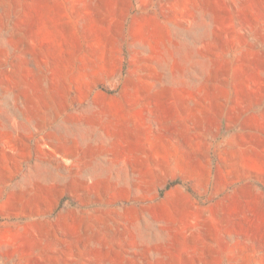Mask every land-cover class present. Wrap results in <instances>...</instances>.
I'll use <instances>...</instances> for the list:
<instances>
[{
	"label": "rangeland",
	"instance_id": "1",
	"mask_svg": "<svg viewBox=\"0 0 264 264\" xmlns=\"http://www.w3.org/2000/svg\"><path fill=\"white\" fill-rule=\"evenodd\" d=\"M118 6L0 0V264H264V147H216L264 134V0H134L124 24ZM144 46L175 52L191 102L144 105L158 147L123 159L109 187L94 145L119 107L105 97L126 67L114 56ZM66 173L26 199L21 177ZM3 186L17 188L8 208Z\"/></svg>",
	"mask_w": 264,
	"mask_h": 264
},
{
	"label": "crops",
	"instance_id": "2",
	"mask_svg": "<svg viewBox=\"0 0 264 264\" xmlns=\"http://www.w3.org/2000/svg\"><path fill=\"white\" fill-rule=\"evenodd\" d=\"M87 1L90 3L92 0ZM94 1L98 3V1L103 0ZM108 1H112L117 6L119 5L116 10L120 13L118 21L121 24H124L133 15L134 0ZM175 59L174 51L170 55L168 51L165 52L164 49L159 48L157 53H152L145 46L142 50L136 49L133 53L126 52L125 54L122 51L115 54V69L113 71H118L120 67L122 72L125 62L126 67L124 72L120 74L117 84L118 91L105 97L114 105H119V107L113 106L111 116L106 120L107 126L103 131V137L101 138V135L96 133V144L94 145V147H103L105 152L109 151L110 153L104 160L102 172H98L99 175L103 176L104 183H107L109 187L123 183L119 179L122 178V171L127 166L123 165V159L127 160L129 156L138 159L142 154V147H158L159 128H156L155 134L145 133L144 123L147 117H145L144 105L191 102L192 90L190 88L192 87L176 82ZM152 72H157L158 74L151 77L150 73ZM193 87L195 88V95L201 93V83L196 82ZM200 97L199 101L201 102ZM151 108L152 112L155 107ZM220 141L221 144L217 142L216 147H239L242 151H254L255 147H264V134H257L252 129H237L223 134ZM79 146L82 147L81 144ZM113 147H119L122 154L119 170L116 167V160L113 159L115 157L111 154ZM71 148L74 152L79 147ZM77 156V154L72 155L71 159L74 161L73 158H77ZM67 177V173L56 178H49L48 176L33 178L25 175L21 177L24 184L23 193L27 199V195L33 190V187L27 186V184L31 185V183H38L44 188L45 192L49 185L52 184L64 186ZM6 183L9 184L10 179L5 180ZM249 183L247 182V184ZM16 192L17 188L15 186L7 188L3 186L1 196L6 193V197L1 199L2 206L6 203L8 208L10 197L13 196L14 198ZM32 211L33 209L27 210V214L32 213ZM38 211H41L40 206L33 213L37 214ZM7 214L8 217L15 215L14 207H12V210H7ZM12 224V227H10V221H8L7 229L14 230L15 223L13 222Z\"/></svg>",
	"mask_w": 264,
	"mask_h": 264
},
{
	"label": "bare ground",
	"instance_id": "3",
	"mask_svg": "<svg viewBox=\"0 0 264 264\" xmlns=\"http://www.w3.org/2000/svg\"><path fill=\"white\" fill-rule=\"evenodd\" d=\"M192 80V79H191ZM191 82V81H190ZM192 84H194V83H192ZM262 115V114H261ZM94 127V126H93ZM68 132V131H67ZM79 143V142H78ZM92 161V160H91ZM94 161V160H93ZM99 164V163H98ZM92 168V167H91ZM109 170V169H108ZM150 225V224H149ZM144 235V234H143Z\"/></svg>",
	"mask_w": 264,
	"mask_h": 264
},
{
	"label": "trees",
	"instance_id": "4",
	"mask_svg": "<svg viewBox=\"0 0 264 264\" xmlns=\"http://www.w3.org/2000/svg\"><path fill=\"white\" fill-rule=\"evenodd\" d=\"M168 185H170V184H168ZM168 185H167V186H168Z\"/></svg>",
	"mask_w": 264,
	"mask_h": 264
}]
</instances>
